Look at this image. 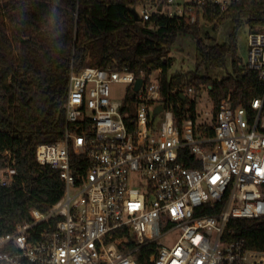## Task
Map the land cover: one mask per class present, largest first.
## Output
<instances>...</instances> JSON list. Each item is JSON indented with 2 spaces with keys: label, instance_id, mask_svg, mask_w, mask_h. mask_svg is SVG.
I'll return each instance as SVG.
<instances>
[{
  "label": "built area",
  "instance_id": "1",
  "mask_svg": "<svg viewBox=\"0 0 264 264\" xmlns=\"http://www.w3.org/2000/svg\"><path fill=\"white\" fill-rule=\"evenodd\" d=\"M238 1L138 0L133 10L142 24L160 17L196 23L206 21L207 7L225 12ZM244 67L264 80V31H250ZM161 71L71 68L64 135L35 151L41 166L59 172L62 194L0 233V264H139L142 251L147 264H264V250L224 232L231 219L264 217V97L253 99L252 115L228 96L204 119L196 108V119L179 126L161 102ZM139 77L129 130L124 99L112 97L111 87L123 83L128 92ZM194 94L190 87L184 97ZM158 105L163 111L154 115ZM4 155L0 184L13 186L16 159Z\"/></svg>",
  "mask_w": 264,
  "mask_h": 264
},
{
  "label": "trees",
  "instance_id": "2",
  "mask_svg": "<svg viewBox=\"0 0 264 264\" xmlns=\"http://www.w3.org/2000/svg\"><path fill=\"white\" fill-rule=\"evenodd\" d=\"M138 3L0 0V170L7 160L4 152L9 150L16 159L19 179L13 186L0 184V233L30 219L31 208L46 210L62 194L59 172L41 166L35 151L39 144L64 135L72 67L81 71L86 66H113L147 77L161 68V102L165 109H173L179 126L184 118L196 119L197 94L204 89L216 109L230 96L233 107L244 106L250 115L255 113L252 101L264 97V80L258 71L244 67L236 38L244 23L250 31H264V0H239L225 12L207 7L204 18L209 23L218 26L227 18L234 22L229 42L215 45L201 38L200 22L160 17L142 24L132 13ZM185 34L196 40V68L171 72L175 59L170 53ZM228 56L231 71L226 67ZM210 70L226 74L213 76ZM190 87L195 89L192 100L184 97ZM135 100L130 89L122 108L128 114L129 130L134 128ZM185 162L196 166L187 157ZM204 212L213 210L205 208ZM224 232L226 239H242L246 248L264 250V217L231 219ZM138 258L139 264H147L145 251Z\"/></svg>",
  "mask_w": 264,
  "mask_h": 264
},
{
  "label": "rangeland",
  "instance_id": "3",
  "mask_svg": "<svg viewBox=\"0 0 264 264\" xmlns=\"http://www.w3.org/2000/svg\"><path fill=\"white\" fill-rule=\"evenodd\" d=\"M201 32L200 36L207 45L228 43L230 35L234 30V22L231 18L225 19L218 26L214 23H209L204 20L200 21ZM249 34L250 28L244 23L237 30V53L242 59V63L245 65L248 61L249 54ZM197 47L196 40L191 34H185L178 37L175 46L173 47L170 56L174 57L175 62L171 69V72L179 70L189 71L196 68L197 60ZM226 67L229 71L232 70L231 58L228 56L226 61ZM202 71H205V67H201ZM210 75L222 76L226 74L225 70H210ZM112 97L123 100L128 90V85L123 83L112 84ZM195 96V94H194ZM212 100L206 89L201 90L197 94V110L200 113L201 119H204V112L212 109ZM159 117V116H158ZM199 123V120H198Z\"/></svg>",
  "mask_w": 264,
  "mask_h": 264
},
{
  "label": "water",
  "instance_id": "4",
  "mask_svg": "<svg viewBox=\"0 0 264 264\" xmlns=\"http://www.w3.org/2000/svg\"><path fill=\"white\" fill-rule=\"evenodd\" d=\"M132 13L135 17L136 20H139V15L136 12V10H132ZM143 79L141 77L137 78L135 85H134V89H133V95L136 94V92L140 89L141 85H142ZM163 111V106L162 105H158L155 109H154V115H158L160 112Z\"/></svg>",
  "mask_w": 264,
  "mask_h": 264
}]
</instances>
